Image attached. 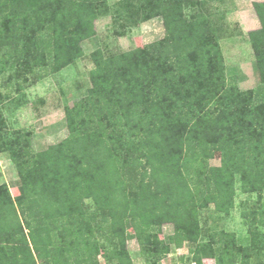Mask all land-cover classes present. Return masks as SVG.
I'll return each mask as SVG.
<instances>
[{
	"label": "trees",
	"instance_id": "16d2710c",
	"mask_svg": "<svg viewBox=\"0 0 264 264\" xmlns=\"http://www.w3.org/2000/svg\"><path fill=\"white\" fill-rule=\"evenodd\" d=\"M205 2L121 0L114 12L108 0H0V78L12 72L20 93L75 65L110 12L161 18L166 32L121 54L95 51L88 95L65 108L69 134L46 150L10 129L0 93V154L20 179L17 197L0 185V264H101L102 253L133 264L132 239L148 264L183 244L184 264H264V2L253 4L261 27L248 34L260 84L248 90L226 75ZM237 184L256 195L242 204L249 235L203 229L199 212L230 214Z\"/></svg>",
	"mask_w": 264,
	"mask_h": 264
},
{
	"label": "rangeland",
	"instance_id": "374dc122",
	"mask_svg": "<svg viewBox=\"0 0 264 264\" xmlns=\"http://www.w3.org/2000/svg\"><path fill=\"white\" fill-rule=\"evenodd\" d=\"M120 1L108 0V4L114 11ZM255 2L257 1L206 0V8L203 10L218 37L224 56L226 75L230 80L237 78L242 90L252 89L260 84L256 59L248 35L249 32L261 27L254 13ZM200 10L198 7H189L186 12L194 14ZM114 12L96 21L97 34L82 43L84 56L75 65L59 73L48 74L36 83L25 84L22 93L17 91V79L7 82L12 72L0 78V93L7 96L1 102L5 119L12 130L32 132L35 151L46 150L49 146L67 138L69 133L65 108L73 107L76 102L88 95V89L91 87L90 72L94 69L92 54L95 51L101 50L104 56L121 54L154 43L166 35L161 18L146 23L139 22V19L138 21L135 19L131 21L128 18L116 20ZM19 98L20 104L16 101ZM210 164L220 166V154L217 153ZM3 183L9 186L14 197L20 194L18 172L7 154H0V185ZM255 201V194H243L240 184H237L235 208L228 215L218 213L213 205L201 210L199 218L202 228L211 232H235L239 237H247L249 228L241 216L242 204L244 202L252 204ZM87 204L91 208L94 207L91 200H88ZM173 232V226L168 224L164 226L160 236L164 239ZM127 247L133 264H148V258L136 239L128 241ZM191 248V244L172 246L171 253L158 264H184L181 259L188 258ZM99 260L101 264H107L106 255L103 253L99 256ZM260 261L261 258H253L251 264H259ZM205 264H216V262L208 259L205 260Z\"/></svg>",
	"mask_w": 264,
	"mask_h": 264
},
{
	"label": "crops",
	"instance_id": "0c3cea01",
	"mask_svg": "<svg viewBox=\"0 0 264 264\" xmlns=\"http://www.w3.org/2000/svg\"><path fill=\"white\" fill-rule=\"evenodd\" d=\"M255 1H257V2H264V0H255ZM254 13H255V11H254ZM254 24V23H253ZM257 25V24H256Z\"/></svg>",
	"mask_w": 264,
	"mask_h": 264
}]
</instances>
